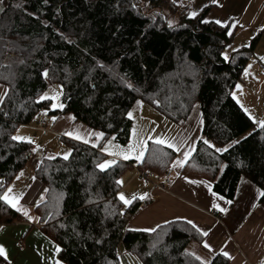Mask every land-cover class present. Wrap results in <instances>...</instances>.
I'll return each mask as SVG.
<instances>
[{
	"label": "trees",
	"instance_id": "1",
	"mask_svg": "<svg viewBox=\"0 0 264 264\" xmlns=\"http://www.w3.org/2000/svg\"><path fill=\"white\" fill-rule=\"evenodd\" d=\"M172 2H3L0 84L7 96L0 104V196L32 153V144L11 137L42 110L70 113L103 133L95 147L65 137L69 158L43 157L34 168L48 190L35 208L40 229L57 244V258L64 264H122V252L135 255L139 264H201L188 245L202 243L204 236L185 220L159 224L155 232L125 228L139 202L124 205L116 181L135 167L160 179L171 168L173 149L150 140L142 160H116L103 172L96 167L105 159L101 145L106 139L129 141L132 120L127 114L137 100L174 123L183 122L198 106L200 135L183 174L209 180L213 191L230 201L241 177L264 192V129L253 128L252 119L231 95L258 36L225 61L222 53L237 25L202 23L209 5L189 18L186 8L176 12ZM45 70L47 78L42 76ZM54 82L61 86L62 108L51 109L50 99H41ZM259 204L264 208V196ZM21 219L0 200V226ZM3 260L0 257V263ZM207 261L229 264L221 253Z\"/></svg>",
	"mask_w": 264,
	"mask_h": 264
},
{
	"label": "crops",
	"instance_id": "2",
	"mask_svg": "<svg viewBox=\"0 0 264 264\" xmlns=\"http://www.w3.org/2000/svg\"><path fill=\"white\" fill-rule=\"evenodd\" d=\"M177 1L184 4L183 7L186 8L188 14L192 11L198 12L203 6L209 5L210 9L205 17L207 20H221L223 24L230 23L231 27L237 25V28H243L246 25V14L249 8L251 6L257 7L260 3V0H217V3H213V0ZM261 27L260 29L263 32L264 26ZM260 41L256 46L260 44ZM5 90L6 87L0 84V95ZM149 106L160 116L167 119L153 106ZM143 115L146 119H149L146 114ZM49 117L47 120L41 118L39 123L31 124L30 122L27 125H20L13 133V136H15L19 130H24L27 133L24 137L30 138L33 143H31L32 153L29 159L15 178L6 186L3 193L4 195L11 188L12 192L9 195L20 197L19 206L21 210L18 212L23 219L10 225L0 226V245L4 247L7 256V259L3 258L4 260L0 264H56L57 261L64 264L57 258V244L40 229L39 215L35 209L38 203L44 199L46 187L42 181L35 177L34 168L41 158L54 157L60 154L42 156L41 153L37 156V159H33V149L39 146L43 151L50 152V149L55 151L54 147L60 143L64 145V151L65 148L69 151V147L63 139L65 137L75 138L65 135L68 132L83 137V139L75 140L81 142L87 140L89 142L86 144L96 145L101 138L98 139L95 134L101 132L75 120L70 113L51 114ZM53 117H56L55 121H53ZM154 119H157L156 115ZM42 120L46 122V130H43L40 126ZM133 124L134 121L132 120V126ZM200 127V111L198 106L194 105L187 119L181 123H175V127L170 134L165 132L159 136L177 145L183 143L180 151L175 152L170 168L172 179L166 189L145 187L135 177L134 168L129 169L122 175L120 178L122 184L118 195L122 193L126 199H131L133 196L138 198L147 193L145 199H137L139 206L136 212L127 219L125 228L144 230L155 228L159 224L178 218L185 221L190 219L200 229L209 233L208 236H204L202 243L198 244L196 249L193 250L189 247L192 252L205 261L224 250L228 251L232 257V259H229V264H261L264 261V208L259 204L261 190L247 178L241 177L232 203L229 204L227 203L228 199L213 191L212 183L209 180L187 176L181 172L182 167L175 163L177 160L184 159V151L191 149L192 153L196 140L200 135ZM41 132L46 139L41 136L38 139L36 138V135L41 134ZM90 133L92 135H89ZM145 147L146 144L130 153L129 159L135 160V162L139 161L135 159V156L141 150L144 151ZM117 153H128V149L126 151L125 149H118ZM105 155L109 154L105 153ZM112 158L115 161L124 160L122 155L112 156ZM21 173H23L22 176ZM18 176L19 179H17ZM158 180L154 179V181ZM188 181H194V183ZM213 204L227 211L221 212L218 208H213ZM24 211H27L33 219L29 220L27 216L23 215ZM205 241L213 248L212 252L203 247ZM124 253L122 252V264L129 263L127 258H124Z\"/></svg>",
	"mask_w": 264,
	"mask_h": 264
},
{
	"label": "rangeland",
	"instance_id": "3",
	"mask_svg": "<svg viewBox=\"0 0 264 264\" xmlns=\"http://www.w3.org/2000/svg\"><path fill=\"white\" fill-rule=\"evenodd\" d=\"M172 3L177 6L176 12H179V10L184 8L183 7L184 4L179 3L177 0H175V2L173 0ZM175 13L172 14L173 16L171 15L172 17L169 16V21L173 22V20H175L176 18ZM246 21L247 23L243 28H237V31L233 36V39L224 48L223 53L226 52L230 57L231 53L233 52V49L237 50L241 46L247 45L253 37L258 36L257 43L259 42V40H261L260 44L258 46H255V49L251 54V56H249L247 63L244 66L238 81L234 84L231 90V95L232 97L235 96V101L241 107L243 106L242 108L244 109V111L245 109H247L246 113L254 118L252 119L253 128H257L260 127L257 122L264 121V62H262L260 59L261 57H264V33H263L264 31L262 32V30L260 29L262 28L261 26H264V0H260V3L257 7L251 6L249 8V11L246 14ZM249 65H251V68L248 67ZM246 68L248 69V74H245ZM236 85H240V88L238 89ZM61 91H62L61 86L58 83L54 82V83H50L43 92L42 96L54 97V99H50L51 109H55L52 107L53 104L62 105ZM136 102L132 110H130V112L133 113V117L131 119L134 121V124L131 127L129 141L125 144H120L115 142L112 138H108L103 142L101 146V151L103 148H107L108 152H118V149H123V150L125 149L126 151V149H129L130 145L135 146V151H136L141 146H145L147 140L148 141L152 140L149 139L150 136L155 138L157 136H160L162 133L168 132L170 134L173 131V128L175 127V123L170 122L169 120L160 116L149 105L142 103V106H140L137 105ZM56 108H60V107H56ZM143 114H146L149 119H146ZM50 115L51 114L48 109L42 110L39 114L35 116L31 124L39 123V120L41 118L47 120V118ZM155 115L157 119H154ZM133 129H136L138 135L133 136ZM26 134L27 133H25L24 130H19L16 135L26 136ZM41 134L36 135V138L38 139L41 136L43 137V139H46L45 135H43L42 132ZM141 141H145V143L141 144ZM63 147L64 145L58 143L54 147L55 151L50 149V152L47 150L43 151L41 147H38L36 148L37 150L34 151L33 159H37V156L41 153L43 154L42 156H54L56 154H60L64 156V154L66 153L68 154L69 151L66 148L64 151ZM102 152L104 154L108 153L106 151H102ZM105 160H113V158L110 155H106ZM197 245H198L197 243L192 242L188 246L194 250L196 249ZM124 258H127V260L129 261V263H126L124 261L125 262L124 264H139L137 257L133 254L124 253Z\"/></svg>",
	"mask_w": 264,
	"mask_h": 264
},
{
	"label": "snow or ice",
	"instance_id": "4",
	"mask_svg": "<svg viewBox=\"0 0 264 264\" xmlns=\"http://www.w3.org/2000/svg\"><path fill=\"white\" fill-rule=\"evenodd\" d=\"M3 2L4 0H0V12H4V8H3ZM175 2V0H174ZM213 3H217V0H213ZM133 7H135V5H133ZM197 15V12L196 11H192L189 13V18H195ZM202 23H208L209 21L208 20H202L201 21ZM217 25H222L223 26V22L221 20H215L214 21ZM172 26V22L169 21V27ZM228 35H232L231 32H228L227 33ZM233 51H236V49H233ZM222 56L224 58L225 61L229 60V56L228 54L225 52V53H222ZM262 62H264V57H261L260 58ZM100 67H103V65H100ZM249 68H251V65L248 66ZM245 74H248V69L246 68L245 69ZM42 76L44 78H47L48 77V71L45 70L43 73H42ZM129 88L132 87L131 84L127 85ZM236 87L239 89L240 88V85H236ZM7 96V90H5V92L0 95V104H2L4 102V99L5 97ZM233 98L235 99V96H233ZM41 99H54V97H47V96H42ZM137 105H140L142 106V101H137L136 102ZM158 103V102H157ZM53 108H56V107H63V105H56V104H53L52 105ZM243 107V106H242ZM245 112H247V109H245ZM128 117L129 119H131L133 117V113L132 112H128ZM53 121H55L56 117H53L52 118ZM250 119H254L253 117L250 116ZM259 124V126L264 129V121H258L257 122ZM65 135H68V136H73L75 139H83V137L81 135H74V133L72 132H68V133H65ZM89 135H92L91 133ZM96 137L99 139L103 136V133H96L95 134ZM138 135L136 129H133V136H136ZM12 140L14 141H18V142H27L29 144L33 143V141L30 139V138H27V137H24V136H20V135H15V136H12L11 137ZM149 139H152L153 142L157 145H164L166 146L167 148H170V149H173L174 152H179L180 151V148L183 147V143H181L180 145H177L176 143L174 142H169L168 140H165V139H162L160 138L159 136L153 138V137H149ZM85 143H88L89 141L87 140H84ZM205 144H207L209 147H215L214 145H212L209 141L207 140H204L203 141ZM145 143V141H141V144ZM233 143H238V141H233ZM95 147V145H93ZM39 146H37L38 148ZM37 149L34 148L33 151H36ZM102 151H106L108 152V149L107 148H103ZM135 151V146H129V149H128V153H117V152H108V154L110 156H116V155H122V158L124 160H128L130 158V153L134 152ZM216 151L220 152V151H227V148H224V149H220V148H217ZM191 155V149L187 150V151H184L183 153V156H184V159L183 160H177L175 163L179 166V167H183L184 164L186 163V161L189 159ZM144 157V151L141 150L136 156H135V159L136 160H142V158ZM69 158V154H64L63 156V159L67 160ZM48 159H53V157H48ZM116 164V161L113 159V160H105L103 161L102 163H97L96 167L101 171H106L107 169H109L110 167H112L113 165ZM21 176L23 175V173L20 174ZM20 177L18 176L17 179H19ZM187 179V178H185ZM189 183H194V181H188ZM117 184H122V181H119L117 180L116 181ZM44 191H48L47 189H45ZM12 192V189L9 188L8 191L0 196V200L4 201L5 204L9 205L11 208L13 209H16V211H20V206H19V202H20V197L18 196H10L9 194ZM215 195V194H214ZM261 196H264V192H261L260 193ZM147 197V193L145 194H142L140 197H136V196H133L131 199H126L124 194H120L119 195V199L123 202L124 205L128 206V205H131L132 201L133 200H136V199H140V200H143ZM41 199H43V197H41ZM227 203L231 204L232 201H227ZM255 207V205H253ZM213 208H218L219 211L221 212H226L227 210L222 208V207H219L218 205L216 204H213L212 205ZM23 215L27 216L29 220H32L33 218L31 216H29L28 212L27 211H24ZM179 219V218H178ZM187 224L191 225L192 228H194L198 233H200L202 236H208L209 233L208 231H205V230H202L200 229L192 220L190 219H186L185 221ZM165 223H168V221H166ZM157 228L160 227V225H157L156 226ZM144 231H148V232H155L156 231V228H148V229H144ZM203 247L205 249H207L209 252H212L213 251V248L211 247V245L205 241L203 243ZM57 252H60V249L59 247H57L56 249ZM221 255H223L224 257L228 258V259H232L230 253L228 251H224L222 250L221 251ZM0 257H3L4 259H7V256H6V253H5V249L2 245H0ZM195 259L200 261L201 264H211V261H205V260H202V258L200 256H195ZM56 264H60L59 261L56 262ZM261 264H264V261L261 262Z\"/></svg>",
	"mask_w": 264,
	"mask_h": 264
},
{
	"label": "built area",
	"instance_id": "5",
	"mask_svg": "<svg viewBox=\"0 0 264 264\" xmlns=\"http://www.w3.org/2000/svg\"><path fill=\"white\" fill-rule=\"evenodd\" d=\"M40 126L43 130H46V122L42 120L40 122ZM135 169V177L142 182V184L145 187H159V188H167V186L171 183L172 179V171L167 170L163 177H161L158 181L152 180L153 178V173L149 170L147 171H142L138 169L137 167Z\"/></svg>",
	"mask_w": 264,
	"mask_h": 264
}]
</instances>
